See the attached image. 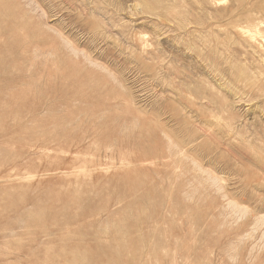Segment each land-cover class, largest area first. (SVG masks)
<instances>
[{"label": "rangeland", "instance_id": "374dc122", "mask_svg": "<svg viewBox=\"0 0 264 264\" xmlns=\"http://www.w3.org/2000/svg\"><path fill=\"white\" fill-rule=\"evenodd\" d=\"M0 264H264V0H0Z\"/></svg>", "mask_w": 264, "mask_h": 264}]
</instances>
